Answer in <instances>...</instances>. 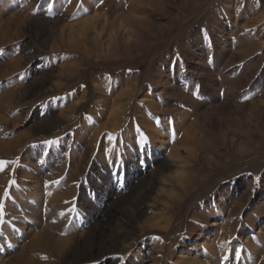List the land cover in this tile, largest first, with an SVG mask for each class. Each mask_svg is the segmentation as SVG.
I'll use <instances>...</instances> for the list:
<instances>
[{"label":"rangeland","instance_id":"374dc122","mask_svg":"<svg viewBox=\"0 0 264 264\" xmlns=\"http://www.w3.org/2000/svg\"><path fill=\"white\" fill-rule=\"evenodd\" d=\"M0 168V264H264V0H0Z\"/></svg>","mask_w":264,"mask_h":264},{"label":"bare ground","instance_id":"6f19581e","mask_svg":"<svg viewBox=\"0 0 264 264\" xmlns=\"http://www.w3.org/2000/svg\"><path fill=\"white\" fill-rule=\"evenodd\" d=\"M96 85V84H95ZM97 87H99V86H97ZM97 90H99V89H97ZM99 92H100V90H99ZM101 94V93H100ZM103 96V95H102ZM161 181V180H160ZM164 182V181H163ZM161 183V182H160ZM168 183V182H167ZM164 184H165V182H164ZM164 187H165V185H164ZM163 187V188H164ZM161 188H162V186H161ZM162 188V189H163ZM160 189V188H159ZM144 190V189H143ZM141 191V194L142 195H140V197L139 198H137L136 200H135V203H137V206H140V205H142L143 204V198H144V196L148 193H143L144 191ZM137 215H138V217H140L141 216V212L139 211V208H138V211H137V213H136ZM21 233H22V227L20 228V230H19V235H21ZM18 235V236H19ZM220 240H221V238H220ZM215 243H217L216 241L214 242V244ZM215 246L216 247H214L213 248V251L210 253V257H209V259H207V258H205V257H202V262H204V263H206L207 262V260L209 261L210 260V262H208L209 264H248V261L246 260V259H241V260H237L236 258H233V259H230L229 258V256H226V255H228L226 252L224 253V254H222V251H223V249L225 248V246H226V244L225 243H223V242H221L220 241V243H218V245H216L215 244ZM15 246L13 245V244H11L10 246H9V250H8V254L10 255V257L9 258H13L14 257V254H12L13 252H15L16 251V249L14 248ZM181 249H183L184 247H185V245H184V243H182L181 244ZM211 247V246H210ZM225 250V249H224ZM251 250V249H250ZM12 252V253H11ZM253 252H256V249L255 248H253L252 249V253ZM196 258V257H195ZM193 259V258H192ZM199 260V259H198ZM148 261V260H147ZM199 261H201V260H199ZM153 263H154V261H152ZM202 262H198L197 264H203ZM152 263V264H153ZM194 263H195V260H194ZM6 264V263H5ZM207 264V263H206Z\"/></svg>","mask_w":264,"mask_h":264},{"label":"snow or ice","instance_id":"6c2138e0","mask_svg":"<svg viewBox=\"0 0 264 264\" xmlns=\"http://www.w3.org/2000/svg\"><path fill=\"white\" fill-rule=\"evenodd\" d=\"M101 2H102V0H101ZM0 170H2V168H0ZM12 183H14V181H12ZM5 195H7V192L5 193ZM0 222H2V221H0ZM237 258H239V252H237Z\"/></svg>","mask_w":264,"mask_h":264}]
</instances>
